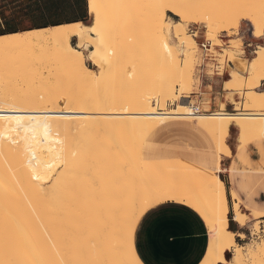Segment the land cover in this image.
<instances>
[{
  "label": "bare ground",
  "instance_id": "bare-ground-1",
  "mask_svg": "<svg viewBox=\"0 0 264 264\" xmlns=\"http://www.w3.org/2000/svg\"><path fill=\"white\" fill-rule=\"evenodd\" d=\"M115 1H123L125 6L135 10L151 4L158 6L157 13L151 15L153 17L145 16L138 20L140 30H135L134 23L128 19L129 14L122 15L120 23L136 35L151 30L155 32L157 37L153 32L151 35L158 38L161 45L164 44L165 53L167 50L169 56V71L174 74L181 69L171 41L173 26L171 21L166 23L165 16L168 9L174 11L178 2L186 8L181 12L185 18L204 23L207 30L219 25V31L234 33L236 30L232 29L238 30L241 20L246 18L252 23L255 36H264V0H196L193 4L192 0H89L93 15L91 22L0 36V51L5 49L8 54L7 48L16 50L19 47L21 50L25 47L32 58H36L33 48L51 44L53 53L44 58L50 64L62 58L69 60L68 81L78 80L87 84V89L84 88L81 94L71 89L66 98L69 104L63 106L59 105L58 95L48 92L47 88L43 95L37 94L36 90V93L11 92L16 95H8L4 93L6 89L3 91L0 87V264H144L135 248L136 226L148 209L169 200L188 204L206 220L210 243L202 264H243L245 245L238 243L236 232L230 229L229 212L233 213L236 222L244 226L250 221V215L244 211L241 201L236 200L237 194L228 190L227 182L218 171L223 169L221 161L224 155L232 152L227 141L232 125L240 131V144L254 136L264 135V91L255 88L264 80V44L249 60L252 79L248 83L250 88L243 112L224 111L225 101L220 112L198 111V101L190 98L189 94H176V76L175 80L171 78L160 83L158 94H162V99L159 106L142 93H121L116 98H103L96 91L105 82L111 67L120 63L122 66L126 52L122 37L107 38L101 44L94 39L112 20ZM201 10L203 13L212 12L211 16L207 13L211 19H206L207 15L196 17ZM175 29L181 42L188 40L186 44L198 49L197 41L189 39L182 23H175ZM155 38L151 41L154 42ZM159 46L154 47L158 57L164 51ZM229 53L232 61L238 56L231 50ZM87 59H91L98 68L88 65ZM56 68H52L50 74L61 78L63 73ZM133 71L134 78L128 81L129 90L133 88L141 92L144 84L139 74L142 72L138 68ZM230 72L225 88L228 93H233L237 87H243L244 74L236 67ZM168 98L179 99L171 111L164 110ZM231 100L236 108H241V100L234 96ZM193 117L198 120L193 121ZM167 129L182 130L194 138L203 134L211 137L208 141L203 140L205 143L197 146L196 152L182 154L178 149L170 155L165 152L167 155L163 156L160 140H163ZM107 135L117 137L115 144L119 143L132 152L134 164L128 167L131 166L133 172L124 179L127 181L123 180L127 182L125 185L119 180L125 171V166L120 165L122 160L118 159L122 157L117 153L119 148L115 147L118 150L115 156L103 150L105 147L101 142ZM113 149L111 151L115 152ZM191 154H196V157ZM102 157L110 161L109 173L99 166ZM183 160L186 162L181 165ZM153 162L172 163L173 169L180 165L181 170H174L173 174L177 176L165 183L158 178L161 170L154 163L155 168ZM88 170L94 173V180L86 175ZM107 182L113 187L120 186L117 187L120 191L126 187L130 194L123 193L125 190L120 192L121 197L107 193L110 191L102 190L111 186ZM229 193L234 198L231 205ZM253 212L258 219L264 218V212ZM257 230L258 226L253 232L257 233ZM240 235L246 236V233L241 232ZM231 248L233 256L229 259L226 251Z\"/></svg>",
  "mask_w": 264,
  "mask_h": 264
},
{
  "label": "rangeland",
  "instance_id": "rangeland-1",
  "mask_svg": "<svg viewBox=\"0 0 264 264\" xmlns=\"http://www.w3.org/2000/svg\"><path fill=\"white\" fill-rule=\"evenodd\" d=\"M194 1H196V0H192V4ZM199 6H200V8L202 7L201 5H199ZM113 7H114V12L112 14L113 15L112 20L108 23L104 32L103 31L99 32V35L97 34L96 38H94V39L96 40L97 44H101V43L107 41V38L113 40L115 38L122 37L124 40V43H125L126 52L124 54V62H122V66L120 63V65L117 67H114V68L111 67L113 69L112 70H111V68L109 69L110 72L108 74V77L105 79V82H103L100 85V87L98 88V90L96 91L101 97H103V98L115 97L116 98L121 93H126L127 95H137L138 93H142L146 98H151L152 102L159 106L161 103V99H162L161 98L162 94H158V88H159L160 83L166 79L172 78L175 80V76H176L177 77L176 80L178 79L176 81V87H175L176 94H178V95L189 94L190 98L198 99L199 102H197V103L199 104V106L201 108L200 111H202V112H210V111H214V110H219L220 108L213 104L210 96H208L204 93H201L200 91H199V93L195 92L196 91L195 89L197 88L196 82L198 80V75L200 72V68L198 65L200 62H202L204 55H205V51L203 50V47H205V46H203L202 43L206 42V45H209V43H211V41H212V43H213L212 51L215 52L216 54H220L215 48L216 44L223 43L227 47V50L224 49V53L220 54L222 63H224L227 58L230 59V53H229L230 50H231V52H234V54L236 56L238 55L236 57L237 59L235 58L233 61L236 64V68H238L244 74L243 87H241V88L237 87L236 89H234L233 93H231V92L227 93L226 98L231 99V96H234L236 99L241 100L242 104L244 105L247 91L250 88L248 83L252 79L251 78L252 73L249 72V70H250L249 69V60L257 54V48L261 47V45L264 44V40H261V41L257 40L252 45V51L249 53L246 51V40L252 41V39L250 38V35H252L253 26H252V23L250 22V20L243 18L240 22V26H239L238 30L232 29V31L233 30H236V31H234V33H229L227 30L226 31H224V30L219 31V25H215L214 27L211 28V30H207V27L204 25V23H201V22L197 23V20L194 22V20L185 18L184 14L183 13L181 14V12L186 10V8H184V6L180 2H178L175 5L174 11L168 9L166 11V16H165L166 18L165 19L167 21L166 22L167 24H169L171 21V25L173 26L174 32L171 33V41H172L173 46L175 47V51H177V53H176V54H178L177 55V61L180 63L179 67L181 69L180 72L174 74V73H171L169 71V65H168L169 59H167V58H169L168 52L166 50V53H165V50L163 48L164 44L161 45V43L157 41L158 38H155V37H157L156 34H154L155 32H153L151 30L147 33L143 32V34L138 33L136 35V32H134V33L130 32L129 30L122 27V25L120 23L121 22V16L122 15L128 16V14H129L128 19L134 23L135 30H140L141 26L139 25L138 20H142L143 18H145V16L147 17V16L155 15L157 13V11L159 10L158 6L151 4L147 7H144V8L141 7L139 9L135 10V9H132L130 7L125 6L123 1H115L113 3ZM203 8H205V7H203ZM202 11L203 10L200 11L201 14L197 13L196 17H198L200 15H203L205 17L207 15L206 19L207 18L211 19L210 14H212V12L210 13V12L204 10V11H206V13L205 12L203 13ZM197 12H198V10H197ZM191 14H193V13H191ZM191 14H188V15L191 16ZM151 17H153V16H151ZM92 19H93V16L91 19L88 20V22H91ZM28 20H30V18H27L25 16L19 17V18H8L5 20L4 25H6L7 27H16V26L22 25L23 23L27 22ZM175 23H178V24L182 23V26L185 29V31L187 33L186 35H188L189 39L191 37L193 39L191 41H195V40L197 41L196 43L198 44L197 45L198 49H195L193 46L186 44L188 42L187 39H186L187 42L184 40L185 43L180 41V38L177 37L175 34V30H176L175 29ZM152 32H153V35L155 37L151 35ZM150 35L156 39V40L154 39V42L158 43L156 45H160L159 47H162L161 49L164 50V51H162V54L164 56H162L161 53L159 54V57L156 56V54L158 55V53L154 52V50H156V49H154V47H156V45L154 42H152L153 40L151 41V39H153V38L152 37L150 38ZM97 36H98V38H97ZM225 36L230 38L229 40L226 41L228 44H226V42L222 39ZM188 37H186V38H188ZM103 39H105V40H103ZM75 40L76 39L74 38L73 42H75ZM101 40H103V41H101ZM241 40H242V42H241ZM237 41L241 42V44ZM150 42H152V43L150 44ZM236 45H239V47H237ZM234 46L237 48V50L233 51L232 48H235ZM17 48H18V50H17ZM17 48H16V50H14V48L8 50V48H7L6 50L9 51L8 52L9 55L7 53H5L6 52V51H4L5 49L0 51V54H1L0 59L2 58L0 60V66L2 67V68L0 67V69L2 70V71L0 70L2 72V74L0 73V76H1L0 81L1 82L3 81L2 83H0V85H1L0 87H3V89H2L3 91L5 89L7 90V91L5 90L4 93H8V95H16L19 93L20 94H27L28 91L30 93L31 92L36 93V91H37V94L41 95L42 92L47 88V89H49L48 92L52 91L51 93H53V94L55 93L56 96L58 95V97L60 98L59 105L63 106V105L69 104V102L67 101L66 98H68V96L70 94L69 91H71V89L74 90V91L72 90L73 92L77 91L76 93H78V91H79V94L84 93V88H85V90L87 89V84H84V82H82V81H78V80H76V82H74V80L68 81L70 73H69V70L67 71V67H69V66H67V63L69 60L62 58L63 60L61 59L58 61H54L50 64V62L44 58L45 56H51L52 55L53 46L51 44L46 45V46H37L36 48H33L36 51V58H32L30 56V52L27 48L22 47V49L24 48V50H22V49L19 50V47H17ZM194 49H195V51H194ZM10 51H14L15 53L14 52L11 53ZM4 54H6V55H4ZM1 56H3V57H1ZM165 59L167 61H165ZM86 61H87L88 65H90L94 68H98L93 63V61L91 59H87ZM242 61L245 62V63H243L245 65L242 64ZM246 62H247V64H246ZM17 65H19V67ZM55 67H57L56 69L60 68L58 70H60L63 73L62 76L60 75L61 78H55L54 76H52L50 74L51 73L50 71L52 70V68H55ZM134 68H136V69H134ZM137 68H138V70H140V73L142 72L141 74H139V75H141V79L143 80V84H144L143 85L144 88L141 92L138 89L133 90V88L129 90L128 81H129V79L134 78L133 77V75H134L133 70H137ZM232 68H234V67L229 66V70H231ZM64 69H66V70H64ZM4 71H5V73H3ZM66 73H68V74L66 75ZM190 74L193 75V78L190 77ZM2 75L4 78L2 77ZM7 75H9V76H7ZM47 85H49V86L47 87ZM255 88L256 89H264V83L261 82ZM11 92L16 93V94H13ZM93 92L94 91H91V93H93ZM230 93H231V95H230ZM182 99H183V97L181 96L180 100H182ZM217 99H219V98H217ZM178 101H179V99L168 98L167 99L168 105H167V108H165L164 110L171 111L174 107L177 106ZM241 108H242V105H241ZM241 108H239V110H244V108H242V109ZM226 110L235 111L237 109H234L232 107H228V108H226ZM191 119L193 121L198 120L195 117H193ZM232 126L233 127L231 128L230 134L228 136V142L229 143L233 142L234 140H236V141L239 140V138H238V136H239L238 127L235 125H232ZM107 136H108V138H107ZM107 136H105V141L103 138L102 142H101L102 147L103 148L105 147L103 149L104 152L106 150L107 153L115 156L114 153H116L118 151L117 149H115V147H116V148H119V150H120L117 153H119V155H121L123 157V158L122 157L118 158L116 155V158L122 160V162L119 161L120 165L125 166V167L123 166L125 168L124 169L125 175L123 174V176H121L119 179L120 183L122 184L124 181H127L124 179H126V178L128 179L129 174L133 172V168H131L132 164H134L132 152L130 149L127 150L126 147H122L119 143L115 144V142H118L117 137H115L113 135H107ZM210 137L211 136L209 134H203L199 138H194V136L191 133H185L182 130L173 131L172 129H167L165 131L164 137L162 138L163 140H160V142L162 141L161 145L159 144L160 142L158 143V148L159 149L161 148V147H159V145H160L164 149V152H163L164 155L163 156H165L166 153L168 155H170L173 152V150H178V149H180L182 154L183 153H185V154L189 153L190 154L191 152H194V151L196 152L198 149L197 146H200V145H202V143H205L204 141H208L210 139ZM255 138H264V135H257V137H255ZM128 140L133 141V140H130V138H128ZM103 141L105 142L106 146L104 145ZM107 142H109V144ZM176 142H179V144H176ZM111 146H112V148L115 149V152L111 151L112 150ZM106 147H110V148H106ZM174 148H176V149H174ZM124 149H126L127 152H125ZM163 149H162V151H163ZM110 151H111V153H110ZM159 155H161V153ZM191 155L192 156L194 155V157H196V154H191ZM225 156L226 155H224V157ZM224 157L222 158V161H221L222 167H223V165L225 166L227 163V161L224 160ZM103 158L104 157H102L101 159L103 160ZM105 158H107V156H105ZM101 159H100V162H101ZM123 161H127L128 163L123 162ZM94 162H96L97 164L100 163L99 161H94ZM116 162H118L117 159H116ZM119 162H118V164H119ZM185 162L186 161H184V160L181 161V165H183ZM96 163H93V164H96ZM101 163L99 164V166L104 168L105 171L108 170V173H109L110 161L108 162L106 159H104ZM154 163L155 162H153V166H155ZM155 164H156V166H158V170H161V171H159L160 175L158 176V178H162L165 181V183L171 182L175 178V175L177 176V174H173V173L175 171L178 172L177 170H181L180 165L176 169H173L172 168L173 164L169 163V162H164L162 164L160 162H157ZM103 165H104V167H103ZM128 165H131V166L128 167ZM156 166H155V168H156ZM212 166H213V171L216 172L215 166L214 165H212ZM159 168H161V169H159ZM94 171H95V168H94L93 172ZM87 173H86V175H88V178L92 177V180H94L93 179L94 173H92L91 170H88ZM218 173L223 179L226 180L227 173H228L227 171H218ZM105 177L107 178L108 176H105ZM226 182L228 185L227 180H226ZM125 184H127V182L126 183L124 182V184H122V185H125ZM107 185H109V186L111 185V186L109 188L102 189V190L110 191V192H107V191L106 192L107 193H114L117 197H121L122 195L120 194V192L124 191V190L125 191L123 193L130 194V192H129L130 190L125 189L126 187L122 188L120 191L119 188H117L120 186H117V187L114 186L113 187L112 184H109V183ZM228 190H229V186H228ZM229 195H230V193H229ZM233 201H234V198L232 199L231 195H230V205H231V203H233ZM243 209H244V211H246L250 215V221L244 227L246 229L247 233L244 231H241V232L246 233V236L236 234V239H237L238 243L245 245L244 254H245L246 259H245V262L243 264H264V218L255 219L256 215L254 213H252L251 210L246 209L245 207H243ZM257 220H259L258 225H255V222ZM229 221H230L229 226L232 225V227L234 228L235 227V220L233 218V213L231 211L229 212ZM256 226L259 227V230H257V233L253 232V231H255ZM226 256L229 259L232 258V256H233L232 248L229 251L227 250ZM220 264H224V263H220Z\"/></svg>",
  "mask_w": 264,
  "mask_h": 264
},
{
  "label": "crops",
  "instance_id": "crops-1",
  "mask_svg": "<svg viewBox=\"0 0 264 264\" xmlns=\"http://www.w3.org/2000/svg\"><path fill=\"white\" fill-rule=\"evenodd\" d=\"M23 16L30 20L16 27L4 25L8 18ZM92 16L89 0H0V36L88 22ZM250 38L252 41L246 40L248 53L252 51L254 42L264 40V36H255L252 29ZM222 39L226 42L230 38L225 36ZM212 45L211 41L203 47L205 55L198 65L200 72L195 92L210 96L213 104L220 108L209 113L222 111L223 101L226 102V108L237 109L224 111L243 112V104L244 110H239L231 99L226 98L228 90L225 82L231 77L229 66L236 67V64L229 58L222 63L220 54L227 49L225 44H216L215 48L220 54L212 51ZM255 137L243 144L239 140L228 142L232 152L224 157L227 163L222 170L228 172L226 178L229 190H233L238 197L236 200L241 201L242 207L252 213L264 212V138ZM255 219L258 217L255 216ZM244 227L235 221L232 229L239 235L241 231L247 233ZM134 241L144 264H202L210 243V229L196 209L186 203L169 200L151 207L141 216Z\"/></svg>",
  "mask_w": 264,
  "mask_h": 264
},
{
  "label": "built area",
  "instance_id": "built-area-1",
  "mask_svg": "<svg viewBox=\"0 0 264 264\" xmlns=\"http://www.w3.org/2000/svg\"><path fill=\"white\" fill-rule=\"evenodd\" d=\"M202 44H203V46H206V42H203ZM196 109H197L198 111H200L201 108L198 107V108H196Z\"/></svg>",
  "mask_w": 264,
  "mask_h": 264
},
{
  "label": "trees",
  "instance_id": "trees-1",
  "mask_svg": "<svg viewBox=\"0 0 264 264\" xmlns=\"http://www.w3.org/2000/svg\"><path fill=\"white\" fill-rule=\"evenodd\" d=\"M262 90H264V89H262ZM233 227H232V225L230 226V229H232ZM233 230V229H232Z\"/></svg>",
  "mask_w": 264,
  "mask_h": 264
},
{
  "label": "snow or ice",
  "instance_id": "snow-or-ice-1",
  "mask_svg": "<svg viewBox=\"0 0 264 264\" xmlns=\"http://www.w3.org/2000/svg\"><path fill=\"white\" fill-rule=\"evenodd\" d=\"M157 210H159V209H157Z\"/></svg>",
  "mask_w": 264,
  "mask_h": 264
},
{
  "label": "water",
  "instance_id": "water-1",
  "mask_svg": "<svg viewBox=\"0 0 264 264\" xmlns=\"http://www.w3.org/2000/svg\"><path fill=\"white\" fill-rule=\"evenodd\" d=\"M226 180H227V178H226Z\"/></svg>",
  "mask_w": 264,
  "mask_h": 264
}]
</instances>
